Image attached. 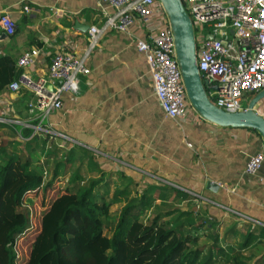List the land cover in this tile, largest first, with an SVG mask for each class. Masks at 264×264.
Here are the masks:
<instances>
[{
  "label": "crops",
  "instance_id": "1",
  "mask_svg": "<svg viewBox=\"0 0 264 264\" xmlns=\"http://www.w3.org/2000/svg\"><path fill=\"white\" fill-rule=\"evenodd\" d=\"M25 1L29 12L22 9V0H0V12L9 13L17 23L12 36L0 33V47L15 62L25 50L41 47L42 54L27 68L33 77L47 73L50 57L60 48L82 52L87 29L78 28L76 22L84 26L101 20L99 0ZM130 31L146 38L139 19ZM86 66L90 72L80 76L78 90L63 92L62 107L48 116L53 129L64 135L51 141L59 157L69 155L76 146L69 156L80 165V175L113 173L112 190L130 180L137 187L167 184L183 190L196 198L198 216L205 214L215 223L216 232L229 222L224 236L232 234L238 241L248 225L264 227V162L258 176L243 173L248 156L264 150L256 131L217 126L190 109L175 120L165 118L153 94L145 58L127 34L106 31ZM24 94L4 92L0 111L9 108L26 116ZM255 107L264 110V99ZM90 156L99 171L89 168ZM71 175L63 176L68 180ZM208 180L217 184L215 190L206 188ZM180 208L186 207L181 204Z\"/></svg>",
  "mask_w": 264,
  "mask_h": 264
},
{
  "label": "trees",
  "instance_id": "2",
  "mask_svg": "<svg viewBox=\"0 0 264 264\" xmlns=\"http://www.w3.org/2000/svg\"><path fill=\"white\" fill-rule=\"evenodd\" d=\"M19 73L13 57L0 55V95ZM30 96L23 95L26 103ZM14 130L16 134L0 139V264H264V227L248 225L235 247L232 234L220 238L215 223L205 214L198 216L196 198L189 193L167 184L137 187L131 180L112 190L113 173L80 175V165L69 156L76 146L59 157L53 138H28L31 129L19 125ZM21 143L26 153L18 148ZM91 158L89 168L99 171ZM67 172L72 173L69 185L46 204L38 231L20 252L18 240L33 227L30 194L53 186ZM114 204L121 205L116 214L111 211ZM204 234L210 243L198 244Z\"/></svg>",
  "mask_w": 264,
  "mask_h": 264
},
{
  "label": "built area",
  "instance_id": "3",
  "mask_svg": "<svg viewBox=\"0 0 264 264\" xmlns=\"http://www.w3.org/2000/svg\"><path fill=\"white\" fill-rule=\"evenodd\" d=\"M181 1L193 25L196 62L207 97L226 111L246 109L243 101L264 88V0ZM22 2V9L29 12L27 2ZM99 5L100 23L89 25L87 44L81 53L60 48L50 57L47 73L41 77L27 72L42 54L41 47H31L17 58L15 67L20 73L8 84L5 93L31 95L26 103L28 117L10 116L7 108L0 111V123L30 128L28 138L34 135L63 138L62 133L53 129L48 116L62 107L63 92L78 90L80 76L90 72L86 60L91 50L109 30L127 34L143 54L153 94L165 118L175 120L185 116L189 109L196 113L186 96L173 33L160 1L99 0ZM138 19L145 26L146 38L136 37L130 31ZM16 29V20L9 13L0 12L1 35L12 36ZM0 55H4L1 47ZM254 111L264 117V110L254 107ZM263 162L264 150L250 154L243 173L258 176Z\"/></svg>",
  "mask_w": 264,
  "mask_h": 264
},
{
  "label": "water",
  "instance_id": "4",
  "mask_svg": "<svg viewBox=\"0 0 264 264\" xmlns=\"http://www.w3.org/2000/svg\"><path fill=\"white\" fill-rule=\"evenodd\" d=\"M167 16L173 33L176 57L187 99L191 107L204 121L221 127L248 128L256 131L264 146V117L254 111L257 103L264 99V88L254 94L246 109L241 111L223 110L209 100L205 92L196 62V45L194 30L190 17L181 0H159ZM78 25L80 29H88L89 25ZM206 188L215 190L217 184L206 181Z\"/></svg>",
  "mask_w": 264,
  "mask_h": 264
},
{
  "label": "rangeland",
  "instance_id": "5",
  "mask_svg": "<svg viewBox=\"0 0 264 264\" xmlns=\"http://www.w3.org/2000/svg\"><path fill=\"white\" fill-rule=\"evenodd\" d=\"M251 97L252 96H249V98L247 100H244L242 105L246 106L248 104L249 100L251 99ZM14 116H18V117L21 118V116H19L17 114H14ZM4 125L5 126L0 127V139L2 138V134L10 136V135H14V134L17 133L14 130L16 127H18L17 124L11 123V124H4ZM16 130H18V129H16ZM187 143H190V142H187ZM17 146L23 153H26L27 149L25 148V144L24 143H21V144H19ZM18 148H17V150L19 151ZM6 149L7 150H11V147H8ZM33 156L36 159H38V160H43L42 157L39 156L38 154H33ZM87 174L86 173L84 175L82 174V177L87 178ZM51 175L52 174H49V173L47 174V176H46L48 178L47 180L52 178ZM45 180H46V178H45ZM68 185H69L68 180L66 179L65 176H62L61 178H59L57 181L54 182L53 186L43 187V190H41V191H39L37 193H31L30 194V197H34V203L30 206V210H31L30 211L31 212L30 219H31V226H33V227H32V229L30 228L29 230H27L25 232V235L20 237V239L18 240V243L16 245V249L20 250V252H21V250L24 251V249L28 248V244L30 243V240H31L30 238H32L35 235L36 231H38V229H39V220H40L42 212L47 207V205L51 202V200L55 196H57L58 194L62 193L66 189V187ZM40 203H42V205H40ZM120 206H121L120 204H114L111 207L112 213L116 214L118 209L120 208ZM229 224H230L229 222H226L224 225H221L219 227L218 236H222V237L224 236L223 232H225V230L230 226ZM239 229H241V228H239ZM238 236L240 237L239 234H238ZM208 239H209V236L208 235L205 236V234H204V235H202L200 237V240L198 241L199 242L198 244H202L204 240L207 241L208 244H209L211 240H208ZM222 241H223V243L226 242L225 239L222 240ZM231 242L236 247L237 243L241 242V241H238V239H236V238H234V239L232 238ZM23 259H24L23 257H22V259L21 258H17V262L18 263H23V261H24ZM251 263H252V261H251Z\"/></svg>",
  "mask_w": 264,
  "mask_h": 264
}]
</instances>
